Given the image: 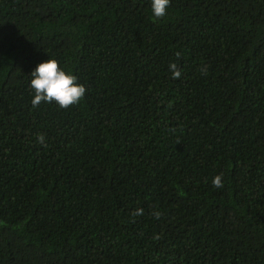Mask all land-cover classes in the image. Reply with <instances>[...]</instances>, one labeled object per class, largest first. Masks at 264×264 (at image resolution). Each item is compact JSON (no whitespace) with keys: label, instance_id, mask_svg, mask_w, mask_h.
Masks as SVG:
<instances>
[{"label":"trees","instance_id":"trees-1","mask_svg":"<svg viewBox=\"0 0 264 264\" xmlns=\"http://www.w3.org/2000/svg\"><path fill=\"white\" fill-rule=\"evenodd\" d=\"M0 264H264V0H0Z\"/></svg>","mask_w":264,"mask_h":264},{"label":"clouds","instance_id":"clouds-1","mask_svg":"<svg viewBox=\"0 0 264 264\" xmlns=\"http://www.w3.org/2000/svg\"><path fill=\"white\" fill-rule=\"evenodd\" d=\"M171 5V0H150L151 12L154 18L160 19L167 15ZM174 78H179L181 73L177 70L175 64L170 65ZM30 87L34 91L32 99L33 107H38L43 103L55 102L61 109H68L73 105L79 104L87 92L86 87L78 82V77L71 72L66 71L60 66L59 61L50 59L39 63L31 72ZM38 140L44 143L45 137L39 136ZM213 185L222 188V176H216L213 179ZM136 216L143 215L142 209H137L134 213ZM155 217L160 218V213L155 212Z\"/></svg>","mask_w":264,"mask_h":264}]
</instances>
